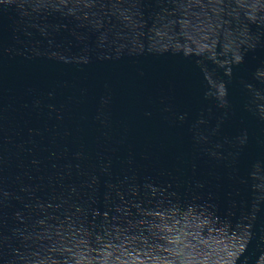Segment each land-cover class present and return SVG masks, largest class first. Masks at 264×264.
<instances>
[{
    "label": "water",
    "instance_id": "95a60500",
    "mask_svg": "<svg viewBox=\"0 0 264 264\" xmlns=\"http://www.w3.org/2000/svg\"><path fill=\"white\" fill-rule=\"evenodd\" d=\"M0 264H264V0H0Z\"/></svg>",
    "mask_w": 264,
    "mask_h": 264
}]
</instances>
